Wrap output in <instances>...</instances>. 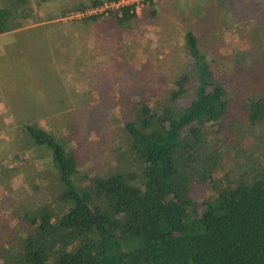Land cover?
I'll return each mask as SVG.
<instances>
[{
	"label": "trees",
	"instance_id": "trees-1",
	"mask_svg": "<svg viewBox=\"0 0 264 264\" xmlns=\"http://www.w3.org/2000/svg\"><path fill=\"white\" fill-rule=\"evenodd\" d=\"M103 1L80 3L61 15ZM27 2L3 0L0 34L23 26L26 19L45 20ZM148 15L153 18V10ZM107 17L116 30L132 29L137 20L127 7ZM183 46L190 61L176 70L167 101L159 104L147 95L136 108L118 112L130 140L126 152L135 164L132 169L80 171L79 155L69 141L38 124L37 118L48 116L46 106H36L31 113L36 119L15 124L25 133L27 147L48 155L44 179L30 178L32 196L25 195L29 201L14 204L11 217L0 223V243L6 244L0 264H8L6 250L20 264H264V180L242 177L228 183L224 177L214 183L213 166L207 169L202 159L218 154L201 147V135L211 123L217 124L213 135L218 132L221 119L231 111L230 91L215 76L216 59L200 48L188 27ZM48 94L49 102L57 101V106L48 105L55 106V115L70 114L72 105L62 107L57 93ZM250 99L244 118L254 129L263 126L264 93ZM84 179L89 187L80 186ZM42 182L46 192L36 202L39 196L32 193ZM207 186L201 202L195 201L193 196Z\"/></svg>",
	"mask_w": 264,
	"mask_h": 264
},
{
	"label": "rangeland",
	"instance_id": "rangeland-1",
	"mask_svg": "<svg viewBox=\"0 0 264 264\" xmlns=\"http://www.w3.org/2000/svg\"><path fill=\"white\" fill-rule=\"evenodd\" d=\"M2 3L0 0V5ZM56 9V6L51 8L49 13L53 16ZM149 10H153V18L148 15ZM61 13L55 18L56 22H61L58 21ZM183 17L188 20L187 26ZM105 19L100 17L97 20L106 22ZM100 25L98 32L106 36L107 31L111 35L108 34L111 37L109 44L99 46L106 51L103 58L100 50L87 52L90 46L82 41L77 45L78 50L74 48L73 52L63 50L65 45L56 47L43 56L41 68L29 71L22 78L24 81L18 84L15 93L9 92L10 108H14L16 115L11 120L14 124L20 119L26 122L36 119L31 113L37 110L38 104H46L44 112L48 116L37 118L38 124L69 141L68 145H72L79 155L76 165L80 171L92 173L109 167H118L119 171L134 168L135 164L126 152L130 140L123 133V119L119 114L124 115L130 107L136 108L139 99L145 100L147 95L155 96L159 104L167 101L176 70L190 61L183 46L185 28L188 27L197 35L200 48L216 59L215 76L231 96V111L221 119L216 135L212 130L217 129V124L211 123L209 130L204 128L206 132L201 135V147L206 151L216 150L218 156L209 153L202 163L207 169L213 166L214 183L224 177H228V183L242 177L264 180V122L263 126L253 129L244 118L250 98L264 93V0H158L146 7L132 29L116 30L109 25L110 28L104 31ZM210 26L211 29L206 30ZM114 34L120 36L119 41ZM76 35L90 38V32L85 28ZM10 46V36L0 37V68L4 60H8L9 64L13 62L16 70L18 55L22 51L15 48L2 55L1 50ZM4 69L7 73L12 71V68ZM52 92L64 101L62 107L72 105L74 111L63 117L55 115L52 112L55 106L48 105L57 106V101L49 102L45 95L49 93L48 97H52ZM76 93L80 97L78 100L74 97ZM179 103L184 104V101ZM43 153L48 155L46 150ZM46 163V156L26 159L24 166L28 182L19 190L27 193H21L20 200L29 201L31 197L25 195H31L30 178L43 180ZM89 182L84 179L79 184L89 187ZM39 184L42 188L32 193L39 196L34 199L36 202L43 200L46 192L45 183ZM206 188L198 191V196L193 199L201 202L209 186ZM13 206L0 201V223L7 220ZM5 247L6 244L0 243V250ZM5 252L8 264H20L16 254Z\"/></svg>",
	"mask_w": 264,
	"mask_h": 264
},
{
	"label": "crops",
	"instance_id": "crops-1",
	"mask_svg": "<svg viewBox=\"0 0 264 264\" xmlns=\"http://www.w3.org/2000/svg\"><path fill=\"white\" fill-rule=\"evenodd\" d=\"M80 3L85 2L82 0H48L34 5L32 0H28L27 4H33L36 8L35 15L41 17L52 15V13H49V10L56 6V12H54L53 17H50L53 19L46 20L47 18H45V20L36 22H31L30 19H26V23H24L23 26L9 29L0 34V37L3 38L7 35L11 37V46L8 49L7 47L2 49V55L7 54L9 50H15V48H19V50L22 51V54L20 53L21 55H18L19 62L17 63L18 67L16 70L12 66L13 62H10V65L8 60H4V63H7V65L2 63L0 68V198H2L0 201H7L9 204L20 202L19 195L21 193H27L25 191L20 192L19 190L24 188L25 182H28L25 176L27 173L25 171L26 167L24 166L26 159H38L43 156L47 158V155L43 153L44 149L26 146L25 133L20 132L19 128L14 124L15 122L11 121L16 115L15 111L12 110L14 108H10L12 104L7 96L9 92L15 93V90L18 89V84L24 81L22 78L26 77L29 71H35L41 68L43 63L40 61L43 56L56 47L60 48L62 45H65L63 46V50H72L73 52L75 49L78 50L77 45L79 41H82L81 43L90 46V49L87 47V52L91 51V49L94 50V52L95 49L100 50L102 51L103 58L106 51H104L105 49H99L101 48L99 46L111 42V37H109L110 34L107 33V31L105 32L106 36L104 33H101V31L98 32L100 30V24V28L104 31L105 28H110L108 26L112 25L111 18L107 17L108 19H105L107 20L106 22L96 20L89 24L84 22L80 24H65L55 21V18L63 10L79 5ZM144 11H146V8L143 9L140 14L136 15V17L140 18ZM95 26H97V29L94 30L93 28ZM81 28H85L90 32V38L83 39L76 35V32ZM114 36L117 38V41H119L120 36L117 34H114ZM68 45L71 46L70 49L67 48ZM26 49H29L28 52H26ZM107 55L106 53V56ZM87 56H85V58ZM45 65L47 67V63ZM4 67H8L9 69L12 68V71L7 73ZM12 79L15 81H11ZM16 79H19V81ZM76 91L78 92V87ZM76 96H78L77 93ZM37 106L41 107L42 105L38 104ZM45 106L46 104L43 105V107ZM13 107H16V105H13ZM9 109H11V111ZM19 159L22 160L19 161Z\"/></svg>",
	"mask_w": 264,
	"mask_h": 264
},
{
	"label": "built area",
	"instance_id": "built-area-1",
	"mask_svg": "<svg viewBox=\"0 0 264 264\" xmlns=\"http://www.w3.org/2000/svg\"><path fill=\"white\" fill-rule=\"evenodd\" d=\"M158 0H104L102 3L91 7H81L78 9L70 10L59 17L61 22H68L73 20H83L88 17L100 16L106 17L111 12L121 14L123 8H129L130 13L138 15L142 10L157 2Z\"/></svg>",
	"mask_w": 264,
	"mask_h": 264
}]
</instances>
